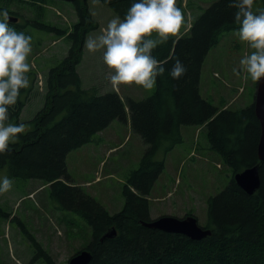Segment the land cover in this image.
Masks as SVG:
<instances>
[{
  "label": "trees",
  "instance_id": "1",
  "mask_svg": "<svg viewBox=\"0 0 264 264\" xmlns=\"http://www.w3.org/2000/svg\"><path fill=\"white\" fill-rule=\"evenodd\" d=\"M99 1L121 18L133 2ZM184 2L177 0L185 17L188 8L198 13L190 29L181 30L183 35L177 42L169 39L153 51V56L164 63L166 72L157 78L153 95L135 100L124 99L116 91L82 88L77 67L83 59L85 39L99 29L88 0L74 3L78 22L72 30L44 20L42 8L47 0H0V12L6 10L8 15L18 18L19 14L11 11L13 5L27 4L35 9V19L11 24L17 31L26 34L27 29L48 30L71 44L68 57L49 73L45 107L33 121L24 123L32 124V130L11 145V153L0 156V170L8 169L10 176L18 179L49 185L55 210L73 213L84 221L91 230V239L81 251L92 254L90 264H264V163L258 157L261 126L255 105L240 110L220 109L201 95L202 68L208 54L224 33L238 31L235 9L229 7V0H208L205 8L191 5V0H186L185 6ZM254 10L264 11V0H255ZM177 59L187 72L182 78L173 79L169 72ZM28 75L29 88L21 90L17 104L10 109L15 123H22V112L34 91V73ZM115 121H130L147 150L139 168L127 179L124 208L111 213L82 187L71 183L66 159L72 151L93 143ZM186 126L206 127L211 149L233 173L230 185L208 200L205 228L212 235L201 241L142 224L154 221L149 197L166 169V161L159 155L183 143L182 128ZM257 165H260L261 188L250 196L236 184L235 175ZM5 211L0 206V217L11 215ZM194 215L190 211L185 218ZM14 221L20 222L17 218ZM114 229L116 237L103 240ZM32 242L45 264H56L41 244L34 238Z\"/></svg>",
  "mask_w": 264,
  "mask_h": 264
},
{
  "label": "rangeland",
  "instance_id": "2",
  "mask_svg": "<svg viewBox=\"0 0 264 264\" xmlns=\"http://www.w3.org/2000/svg\"><path fill=\"white\" fill-rule=\"evenodd\" d=\"M191 1V5L197 4L202 8L208 6V0ZM88 5L99 23V29L91 33L99 34L108 21L118 16L100 1L88 0ZM11 11L19 14L22 24L37 17L35 9L27 4L13 5ZM42 13L47 23L64 30H72L78 22L73 3L47 0ZM197 13L198 10L187 9L186 20L190 26ZM25 31L26 35L32 37L29 62L34 73V91L22 112V123L33 121L45 107L49 73L68 57L71 47L66 39L48 30ZM236 33L231 31L223 34L202 68L201 95L220 109H244L253 105L256 99L259 82L254 83L251 78L244 80L233 73L240 58L250 51ZM83 52V59L77 67L82 88H98L99 92L107 93L116 91L124 99L135 100H144L155 92L156 87L151 91L139 86L114 89L107 79L109 69L103 63L102 53L90 54L85 47ZM26 125L23 135L32 130V124ZM182 134V144L165 155H159V158L165 159L166 169L149 197L151 216L152 220L164 216L182 219L193 211L199 225L205 227L208 224L209 198L230 185L233 173L211 149L206 127L186 126L182 128ZM146 150V144L133 131L130 121H115L103 134H98L93 143L68 155L66 164L71 183L82 187L111 213L119 212L126 202L124 189L127 179L132 171L139 168ZM4 176L13 180V187L10 192L0 195V206L5 208V212L11 213L8 218L0 217V264H45L32 238L41 244L56 264H69L76 253L86 247L91 239V230L73 213L55 210L50 201L49 185L38 180L25 181L12 177L8 169L0 170V179ZM14 218L20 222L14 221ZM67 220L72 221V224Z\"/></svg>",
  "mask_w": 264,
  "mask_h": 264
},
{
  "label": "clouds",
  "instance_id": "3",
  "mask_svg": "<svg viewBox=\"0 0 264 264\" xmlns=\"http://www.w3.org/2000/svg\"><path fill=\"white\" fill-rule=\"evenodd\" d=\"M254 5L255 0H229V7L235 9L234 23L239 26L236 35L250 49L233 73L258 83L264 80V11H255ZM9 21L8 12H0V156L10 154L11 145L26 132V124L12 121L10 109L17 104L21 90L29 88L32 70V37L17 31ZM182 29L186 32L190 25L177 0H133L123 18L116 16L99 34H89L84 46L90 54L102 53L114 89L139 86L151 91L166 72L164 63L152 53L169 39L177 42ZM186 72L177 59L169 75L180 79ZM12 187L8 176L0 179V195Z\"/></svg>",
  "mask_w": 264,
  "mask_h": 264
},
{
  "label": "water",
  "instance_id": "4",
  "mask_svg": "<svg viewBox=\"0 0 264 264\" xmlns=\"http://www.w3.org/2000/svg\"><path fill=\"white\" fill-rule=\"evenodd\" d=\"M69 3H77L80 0H60ZM10 17V24L19 23V18L15 16ZM255 113L261 126V136L258 146V157L261 163H264V80L259 82L257 94L255 99ZM236 184L248 195L253 196L257 194L261 188L260 165L248 168L243 172L235 175ZM143 226L150 229L160 230L169 234H179L188 237L193 241H201L212 235L210 229L201 227L198 218L195 216H188L186 218H177L173 216H164L151 222H143ZM117 231H109L103 238L112 239L116 237ZM92 254L87 251H81L76 254L69 264H90L92 261Z\"/></svg>",
  "mask_w": 264,
  "mask_h": 264
},
{
  "label": "crops",
  "instance_id": "5",
  "mask_svg": "<svg viewBox=\"0 0 264 264\" xmlns=\"http://www.w3.org/2000/svg\"><path fill=\"white\" fill-rule=\"evenodd\" d=\"M101 134H103V132L101 133ZM161 178V177H160ZM156 188V187H155ZM158 211V210H157Z\"/></svg>",
  "mask_w": 264,
  "mask_h": 264
},
{
  "label": "flooded vegetation",
  "instance_id": "6",
  "mask_svg": "<svg viewBox=\"0 0 264 264\" xmlns=\"http://www.w3.org/2000/svg\"><path fill=\"white\" fill-rule=\"evenodd\" d=\"M20 21H21V19H20Z\"/></svg>",
  "mask_w": 264,
  "mask_h": 264
}]
</instances>
